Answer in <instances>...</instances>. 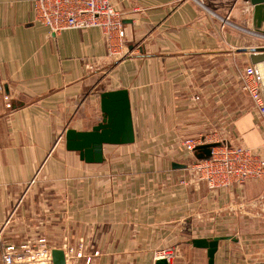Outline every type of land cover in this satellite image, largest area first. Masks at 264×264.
Segmentation results:
<instances>
[{
  "label": "crops",
  "instance_id": "crops-1",
  "mask_svg": "<svg viewBox=\"0 0 264 264\" xmlns=\"http://www.w3.org/2000/svg\"><path fill=\"white\" fill-rule=\"evenodd\" d=\"M34 1L0 0V247L43 235L55 248L82 241L93 264H153L178 232L212 226L232 237L215 264H264L262 181L210 188L162 154L215 131L264 156V119L238 75L251 64L240 48L264 45L250 3L111 0L124 35L108 41L98 27L52 33ZM118 88L135 141L85 163L64 130L90 129L99 93Z\"/></svg>",
  "mask_w": 264,
  "mask_h": 264
},
{
  "label": "built area",
  "instance_id": "built-area-1",
  "mask_svg": "<svg viewBox=\"0 0 264 264\" xmlns=\"http://www.w3.org/2000/svg\"><path fill=\"white\" fill-rule=\"evenodd\" d=\"M33 14L35 21L54 34L74 28L98 27L108 41L115 34L124 35L120 13L111 0H35ZM238 75L240 89L249 96L255 111L264 119V94L254 65H246ZM207 136L217 137L218 134L210 132L182 142V146L191 153L196 145L219 143L211 148L209 158L196 159L192 164L191 170L197 175L195 180H203L210 188L232 184L240 186L249 178L259 179L264 184V156L260 152L220 138L209 141L205 138ZM54 248L43 235L26 237L18 242L1 244L0 259L2 264H53L51 251ZM60 249L64 253V264H80L79 261L93 264V255L97 254L85 253L82 241L63 244ZM162 256L169 261L171 253L162 252Z\"/></svg>",
  "mask_w": 264,
  "mask_h": 264
},
{
  "label": "water",
  "instance_id": "water-1",
  "mask_svg": "<svg viewBox=\"0 0 264 264\" xmlns=\"http://www.w3.org/2000/svg\"><path fill=\"white\" fill-rule=\"evenodd\" d=\"M252 6L251 32L264 36V0H247ZM241 52L248 53L249 62L254 65L264 94V45L243 47ZM100 120L87 130L67 127L64 130L66 150L78 153L85 163H101L104 160L103 146L129 144L135 141L129 93L126 88L103 90L99 93ZM218 142L196 145L193 155L196 159L209 158L211 148ZM172 168H184L185 164L172 162ZM232 239L230 235L194 237L186 241L194 248L205 250L206 264H215V253L219 242ZM53 264H64V253L60 248L51 251ZM153 264H170L166 257H156Z\"/></svg>",
  "mask_w": 264,
  "mask_h": 264
},
{
  "label": "rangeland",
  "instance_id": "rangeland-1",
  "mask_svg": "<svg viewBox=\"0 0 264 264\" xmlns=\"http://www.w3.org/2000/svg\"><path fill=\"white\" fill-rule=\"evenodd\" d=\"M212 132H215V131H212ZM216 134H218L219 137L218 136L217 137L216 136H207L205 138L209 141L215 140L217 138L218 139L220 138L222 140H226L219 133L216 132ZM200 136H203V135H198L195 137H200ZM185 139H172V141L170 140L169 142L170 143L172 142V144L173 143L179 144L180 145V146H178L179 148H175V149H173V151L162 152V154L166 157V159H171L174 162L185 164V167L181 168V169H184L183 170L184 171L183 172L184 177L187 179L189 178V179L195 180V177H197V175H195L194 174L195 172L193 170H191V166L194 163V161L196 160V158L194 157L193 153L188 152L182 146V142ZM229 223H231V222H229ZM207 229H208V231L207 230L200 231L199 229H197V230H194L192 232L189 231L187 233L177 231L178 232L177 236H176L177 242L175 244L170 245V246H165V247H160V248L154 249L155 250L154 257L157 254L162 255V252H166L169 254L171 253L170 260H169L170 264H206V255H203L202 252L199 253L198 251H201V250H197L196 248L192 247L186 241H188L194 237H200V236H205V235H213L214 236V235H217V233H219L212 226H209ZM228 235H231V231L228 233ZM183 236H184V238H183ZM226 251H225V255L228 254V252H226ZM84 252H85V249H84ZM228 256L229 257L231 256L230 251H229ZM230 262H231L230 259L227 258L225 264H230Z\"/></svg>",
  "mask_w": 264,
  "mask_h": 264
},
{
  "label": "bare ground",
  "instance_id": "bare-ground-1",
  "mask_svg": "<svg viewBox=\"0 0 264 264\" xmlns=\"http://www.w3.org/2000/svg\"><path fill=\"white\" fill-rule=\"evenodd\" d=\"M263 36V35H262ZM160 256H162V255H159L158 257H160Z\"/></svg>",
  "mask_w": 264,
  "mask_h": 264
}]
</instances>
